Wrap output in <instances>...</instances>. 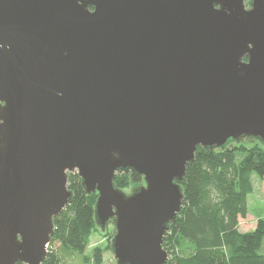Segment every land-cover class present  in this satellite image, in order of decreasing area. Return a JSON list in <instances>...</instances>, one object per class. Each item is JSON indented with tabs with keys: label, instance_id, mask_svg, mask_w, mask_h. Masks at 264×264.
Segmentation results:
<instances>
[{
	"label": "water",
	"instance_id": "obj_1",
	"mask_svg": "<svg viewBox=\"0 0 264 264\" xmlns=\"http://www.w3.org/2000/svg\"><path fill=\"white\" fill-rule=\"evenodd\" d=\"M254 141L264 0H0V264L44 261L69 173L116 264H167L196 149Z\"/></svg>",
	"mask_w": 264,
	"mask_h": 264
},
{
	"label": "trees",
	"instance_id": "obj_2",
	"mask_svg": "<svg viewBox=\"0 0 264 264\" xmlns=\"http://www.w3.org/2000/svg\"><path fill=\"white\" fill-rule=\"evenodd\" d=\"M254 142L196 149L179 182L184 193L180 211L163 237L167 264H264V219H258L251 231L239 230V220L247 213L246 197L253 192L251 177H264V147ZM130 184L129 174H115V189L123 191ZM67 188L71 201L53 219L41 264H66L64 257L74 255L88 264H103L99 248L91 258L82 256L93 232L101 233L94 220L96 193L87 195L76 173L68 174ZM107 248L111 251L110 245Z\"/></svg>",
	"mask_w": 264,
	"mask_h": 264
},
{
	"label": "rangeland",
	"instance_id": "obj_3",
	"mask_svg": "<svg viewBox=\"0 0 264 264\" xmlns=\"http://www.w3.org/2000/svg\"><path fill=\"white\" fill-rule=\"evenodd\" d=\"M243 141H248L244 139ZM255 143V142H254ZM253 143H249L251 146ZM253 192L246 197V216L239 220L240 232H248L254 229L258 219H264V177L258 178L256 175L251 177ZM140 185V181H138ZM134 182L130 186L123 190L125 194H130L133 190ZM114 228L112 224H107L105 232H99L98 230L93 232L89 239V243L84 249L82 256L91 258L92 251L95 248L102 250L103 264H116L113 259L112 252L107 248L110 245L111 238L114 234ZM54 249L58 248V245L53 246ZM66 264H88L83 261L81 256L74 255L72 258L64 257Z\"/></svg>",
	"mask_w": 264,
	"mask_h": 264
}]
</instances>
